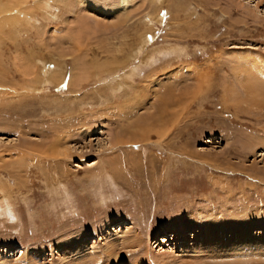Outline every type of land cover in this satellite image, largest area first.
<instances>
[{"label":"rangeland","instance_id":"374dc122","mask_svg":"<svg viewBox=\"0 0 264 264\" xmlns=\"http://www.w3.org/2000/svg\"><path fill=\"white\" fill-rule=\"evenodd\" d=\"M252 73L264 0H0V264H264Z\"/></svg>","mask_w":264,"mask_h":264},{"label":"bare ground","instance_id":"6f19581e","mask_svg":"<svg viewBox=\"0 0 264 264\" xmlns=\"http://www.w3.org/2000/svg\"><path fill=\"white\" fill-rule=\"evenodd\" d=\"M126 0H124V3H125ZM263 76V75H262ZM244 79V78H243ZM245 89H246V93L248 96H250L249 99H252L254 100V102H261L263 101L264 102V79L261 77V75L257 74V73H252L250 75V77H246L245 78ZM243 81V80H242ZM243 84V83H242ZM257 98V99H256ZM259 98V100H258ZM256 99V100H255ZM166 100V99H165ZM164 101V100H163ZM253 102V101H252ZM167 103V101H166ZM177 220V219H176ZM178 222V221H177ZM176 223V222H175ZM118 224V223H116ZM122 224V223H121ZM120 224V225H121ZM176 225V224H175ZM225 226V225H224ZM111 229L108 232L109 236H106L107 239H109V242H111L110 240H112V242L114 241L115 239V235L116 233L114 232V230H116V228H112V225H110ZM168 229H170V227H164L162 229V232L164 233L165 231H167ZM176 230V229H175ZM177 231V230H176ZM244 231V230H243ZM242 230H239L237 231L236 233H227V232H222L220 235L218 236H213V233L208 231V232H205V235L206 236V240H207V244H205V246L207 245H211L212 241L213 242H216V241H224L225 239L226 240H229V241H235L237 240V247H242L243 245H248L247 247H251L253 246V248L255 247V250H260V246L261 247H264V231L262 233H260L259 235H249L247 234L246 232H243ZM230 234V235H229ZM131 235V234H130ZM131 238L133 236H130ZM129 237V238H130ZM117 238V236H116ZM123 238V237H122ZM136 238V236H135ZM160 238V237H159ZM209 239V240H208ZM248 239H252L251 241L248 240ZM85 239L84 240H79V241H71L70 242V246L68 249H65L67 250L68 252V255L71 254L72 252L76 251L77 253H83L85 251V249H87V246L85 245ZM121 241V240H120ZM228 241V243H229ZM111 242V243H112ZM204 242V241H203ZM110 243V244H111ZM87 244V243H86ZM190 244V243H189ZM197 244V243H195ZM204 244V243H203ZM202 244V245H203ZM183 245V244H182ZM86 246V247H85ZM186 245H184L183 247H185ZM195 247V245H193ZM197 247V246H196ZM233 248V247H232ZM240 249V248H239ZM264 248H262L263 250ZM237 250V248H236ZM254 250V251H255ZM214 251V250H213ZM253 251V252H254ZM218 252V251H217ZM247 252V251H246ZM259 252H262V251H259ZM243 253V252H242ZM255 253V252H254ZM257 253V252H256ZM255 253V255H257ZM76 254V253H75ZM74 254V255H75ZM173 254V253H172ZM171 254V255H172ZM169 255H170V252L167 251V250H164L162 252H160L159 256H160V260L161 262H164L166 263V261L168 262L169 261ZM154 256V255H153ZM152 256V257H153ZM70 257V256H69ZM178 259V258H177ZM154 262V261H153ZM157 262V261H156ZM69 264V263H68ZM159 264V262H158ZM176 264H179V263H176Z\"/></svg>","mask_w":264,"mask_h":264}]
</instances>
